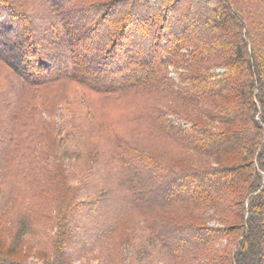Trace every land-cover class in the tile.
I'll use <instances>...</instances> for the list:
<instances>
[{
    "label": "trees",
    "instance_id": "trees-1",
    "mask_svg": "<svg viewBox=\"0 0 264 264\" xmlns=\"http://www.w3.org/2000/svg\"><path fill=\"white\" fill-rule=\"evenodd\" d=\"M139 1L0 0V264H264V0Z\"/></svg>",
    "mask_w": 264,
    "mask_h": 264
},
{
    "label": "rangeland",
    "instance_id": "rangeland-1",
    "mask_svg": "<svg viewBox=\"0 0 264 264\" xmlns=\"http://www.w3.org/2000/svg\"><path fill=\"white\" fill-rule=\"evenodd\" d=\"M140 3V1L138 0ZM57 4V3H56ZM140 7H142L140 5ZM45 21V20H44ZM262 30H259V32H262ZM192 31H189L187 35H189ZM63 59V58H62ZM64 60V59H63ZM147 65L144 66V69H147ZM146 71H143L142 73H145ZM133 74L128 75L125 78H121L118 81H126L127 79L131 78ZM63 89L66 94H68V97H70V100H74L76 102H79L80 104L85 103V111L87 112V117L81 118L80 121L83 123V130L85 134L88 133V135L95 136V140H97V143L101 148L106 147L105 145V137L113 132V130H117V128H120V123L123 122V117L121 116V113L125 114L126 112H135L140 106H143V104H148L150 102H155L160 104V101L158 99V95L151 93L149 95L144 96L143 99L141 98L139 100H136L134 105H131V102L129 101L130 98L127 95H121L116 94L113 96H101L99 94H96L92 91H89L81 86H78L73 83H69L67 87L61 88ZM44 101L47 103L48 101L43 99L42 97H39L36 99V101ZM145 100V101H144ZM52 104V103H51ZM46 105L47 107L50 106ZM162 107H164L163 104H161ZM62 111L61 108L57 110V115L55 116V120L58 123L64 122V115L63 117H60L58 114H62L60 112ZM83 113V111H82ZM112 122H115L117 124H113ZM112 123V124H111ZM111 124V125H110ZM110 131V132H109ZM109 132V133H108ZM108 133V134H107ZM107 134V135H106ZM1 148V145H0ZM12 179V178H11ZM10 179V181H11ZM9 185L6 181L0 182V193L4 192V189H8ZM155 187V186H154ZM170 192L169 190L165 191V195H168ZM166 236L169 239H173L172 235L169 233H165ZM174 236V235H173ZM21 248L19 251L14 253L13 255H6L9 259H25L26 257H23L21 254L22 250H25L24 244L21 245ZM33 252L32 249H30ZM2 255V253H0Z\"/></svg>",
    "mask_w": 264,
    "mask_h": 264
}]
</instances>
